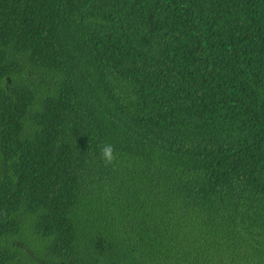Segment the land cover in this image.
<instances>
[{
	"label": "trees",
	"instance_id": "16d2710c",
	"mask_svg": "<svg viewBox=\"0 0 264 264\" xmlns=\"http://www.w3.org/2000/svg\"><path fill=\"white\" fill-rule=\"evenodd\" d=\"M0 264H264V0H0Z\"/></svg>",
	"mask_w": 264,
	"mask_h": 264
},
{
	"label": "clouds",
	"instance_id": "9594fccd",
	"mask_svg": "<svg viewBox=\"0 0 264 264\" xmlns=\"http://www.w3.org/2000/svg\"><path fill=\"white\" fill-rule=\"evenodd\" d=\"M101 158L110 161L112 159V146L107 145L100 150Z\"/></svg>",
	"mask_w": 264,
	"mask_h": 264
}]
</instances>
